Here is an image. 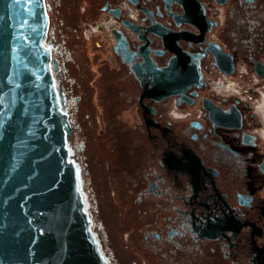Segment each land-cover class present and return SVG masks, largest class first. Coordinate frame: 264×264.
<instances>
[{"label":"flooded vegetation","instance_id":"af4514ba","mask_svg":"<svg viewBox=\"0 0 264 264\" xmlns=\"http://www.w3.org/2000/svg\"><path fill=\"white\" fill-rule=\"evenodd\" d=\"M136 1L45 0L52 74L101 253L108 264H264V75L255 69L264 0H198L214 22L204 33L182 20L177 0ZM153 22L160 33L146 30ZM212 45L232 56V74ZM178 51L200 54L203 84L161 101L144 95L132 66L151 58L161 68Z\"/></svg>","mask_w":264,"mask_h":264},{"label":"water","instance_id":"95a60500","mask_svg":"<svg viewBox=\"0 0 264 264\" xmlns=\"http://www.w3.org/2000/svg\"><path fill=\"white\" fill-rule=\"evenodd\" d=\"M177 1L185 8L183 21L201 33L210 29L214 22L198 0ZM124 22L144 37L138 25ZM48 26L45 0H0V264H108L79 189L72 128L46 44ZM146 30L160 33L155 22ZM113 32L116 51L128 61L125 37ZM218 47H211L216 64L232 74V56ZM199 57L178 51L167 66L148 58L132 70L144 95L161 101L203 84ZM255 69L264 75L260 62Z\"/></svg>","mask_w":264,"mask_h":264},{"label":"built area","instance_id":"2783aa9c","mask_svg":"<svg viewBox=\"0 0 264 264\" xmlns=\"http://www.w3.org/2000/svg\"><path fill=\"white\" fill-rule=\"evenodd\" d=\"M132 16H134V13H132Z\"/></svg>","mask_w":264,"mask_h":264}]
</instances>
